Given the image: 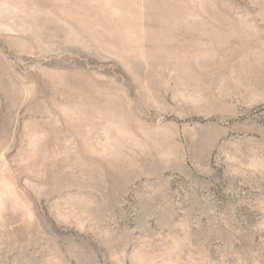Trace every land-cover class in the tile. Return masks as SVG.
I'll list each match as a JSON object with an SVG mask.
<instances>
[{
    "label": "rangeland",
    "instance_id": "obj_1",
    "mask_svg": "<svg viewBox=\"0 0 264 264\" xmlns=\"http://www.w3.org/2000/svg\"><path fill=\"white\" fill-rule=\"evenodd\" d=\"M0 264H264V0H0Z\"/></svg>",
    "mask_w": 264,
    "mask_h": 264
}]
</instances>
